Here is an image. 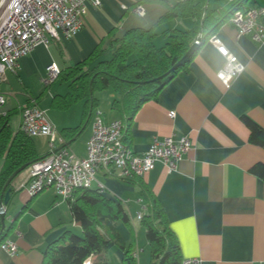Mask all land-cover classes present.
Returning <instances> with one entry per match:
<instances>
[{
	"label": "crops",
	"instance_id": "obj_1",
	"mask_svg": "<svg viewBox=\"0 0 264 264\" xmlns=\"http://www.w3.org/2000/svg\"><path fill=\"white\" fill-rule=\"evenodd\" d=\"M175 1L101 0L97 6L86 2L82 26L73 36L60 35L59 39L48 36L46 44L38 43L19 57L14 71L6 70L0 83L5 97L0 114L12 112L19 116L24 105L37 104L46 111L61 137L55 148L68 150L89 124L84 147L80 149L77 145L73 151L84 156L94 111L100 110L105 120L119 118L118 112L111 108L115 93L110 88L100 89L106 92L109 101L107 112L100 108L99 97L95 95L98 104L85 118L82 100L67 106L52 104L53 96L63 95L68 87L64 92L49 91L54 81H66L57 78L44 84L47 66L55 62L60 70H65L97 49H106L103 55L109 53L110 39L134 26H154L153 41L160 46L164 30L192 26L194 17L189 14L160 20ZM231 4L232 0H219V11H225ZM137 5L144 8L141 16L133 11ZM245 5L264 6V0H246ZM219 15L218 10L214 12L215 17ZM261 21L264 30V17ZM202 23L203 18L201 30ZM213 33L244 64L243 71L228 86L224 85L216 75L224 58L205 40L186 68L162 86L155 99L145 101L137 109L129 124L128 140L134 151L142 153L154 137L184 134L190 139V149L175 167L169 168L157 160L139 178L162 205L183 259L197 257L201 264H258L264 261V178L250 168L264 163V147L249 141V130L241 116L250 117L264 128V39L254 40L250 32L238 35L226 17ZM47 90L49 101L40 103ZM77 126L78 131L72 137L61 132ZM38 144L39 140L34 142L38 155H46L49 150L38 152ZM26 176L27 172L18 186L12 184V196L3 205L6 214L7 205L15 197L5 238L13 240L17 249L10 253L0 248V264H41L43 252L52 240L66 229L80 230L72 219L67 200L53 187L32 196L20 188ZM96 179L103 185L102 193L119 200L127 212L128 221L118 223L117 228L136 264H148L150 249L145 229L136 216L138 211H145L138 182L100 171ZM96 184L93 182L92 186ZM104 255L106 264H121L123 251L113 246Z\"/></svg>",
	"mask_w": 264,
	"mask_h": 264
},
{
	"label": "trees",
	"instance_id": "obj_2",
	"mask_svg": "<svg viewBox=\"0 0 264 264\" xmlns=\"http://www.w3.org/2000/svg\"><path fill=\"white\" fill-rule=\"evenodd\" d=\"M205 2L206 0H176L170 5L160 20L183 14L193 16L194 20L188 29L164 30V43L160 46H156L153 41L154 26H134L125 30L121 36L110 39L109 58H102L106 49L100 48L86 59L65 70H59L57 78L66 81L68 90L61 96L54 95L52 104L67 106L76 100H82L83 112L85 118H88L89 112L98 104L95 91L112 89L115 97L111 101V108L118 112L124 124L123 139L129 144V124L142 103L155 99L161 87L178 71L186 68L199 46L225 17L228 18L237 7L246 6V0H241L221 12L219 0H207L204 7ZM217 10L220 15L215 17L214 12ZM202 18L198 47L182 64L172 68L195 41ZM11 114L12 112L0 114V194L11 172L21 164L31 163L39 157L32 136L21 131L19 127L15 132L11 130ZM241 120L249 130V141L264 147V128L246 115H242ZM79 126L67 128V131L64 128L61 132L67 137H72ZM250 169L264 178V163H256ZM139 178L141 176L125 179L138 182L139 195L145 207L140 223L144 226L150 249L148 264H182L179 245L168 226L163 207L150 188ZM8 186H11L13 192L12 183ZM66 200L72 219L80 226V232L64 230L47 245L41 264H106L104 252L113 246L123 251L121 264H136L117 228L119 221H128L127 212L119 200L104 195L94 187L77 189ZM3 238L4 231L0 234V240Z\"/></svg>",
	"mask_w": 264,
	"mask_h": 264
},
{
	"label": "built area",
	"instance_id": "obj_3",
	"mask_svg": "<svg viewBox=\"0 0 264 264\" xmlns=\"http://www.w3.org/2000/svg\"><path fill=\"white\" fill-rule=\"evenodd\" d=\"M86 2L99 5L101 0H0V83L6 70L14 71L18 59L28 53L36 44L47 43L48 36L69 38L82 26V15ZM241 0H232V3ZM133 11L144 14V8L137 5ZM264 6L237 7L228 16V22L238 35L250 32L254 40L264 39L261 19ZM208 40L224 58L222 67L216 72L221 82L228 86L231 80L244 69V64L212 33ZM199 41V40H198ZM48 76L44 84L53 82L59 67L55 62L47 66ZM5 103L0 91V107ZM170 116L173 112H169ZM19 129L29 136L45 135L49 152L28 165L25 181L20 185L29 196L53 187L65 200L77 189L92 187L93 182L100 192L103 185L96 179L98 171L109 176L127 178L142 176L154 167L157 160L169 168L176 166L182 155L190 149L187 135L170 134L159 139L154 137L147 149L138 153L124 141V124L120 118L105 120L100 110H95L91 122V134L86 142V153L78 156L65 147L55 149L61 140L46 111L35 103L24 105L19 113ZM142 211L137 212L140 219ZM0 248L14 253L16 243L9 238L0 240ZM88 264V262H85ZM182 264H201L197 257L184 258ZM264 264V261L258 263Z\"/></svg>",
	"mask_w": 264,
	"mask_h": 264
},
{
	"label": "rangeland",
	"instance_id": "obj_4",
	"mask_svg": "<svg viewBox=\"0 0 264 264\" xmlns=\"http://www.w3.org/2000/svg\"><path fill=\"white\" fill-rule=\"evenodd\" d=\"M163 41H162V44H163ZM109 57H110L109 53H105L102 56V58H109ZM66 89H67V84L65 82H62V81H54L53 84H51L49 86V91H52V92L53 91L54 92H64ZM49 91L47 90L46 93L41 96L40 103L41 102L46 103L47 101H49ZM95 95L97 97H99L100 108L102 110H104L105 112H107V108L109 107V101L107 100L106 92H104V90H97V91H95ZM72 108H74V105ZM71 110H73V109H71ZM69 114H70V116H73L72 115L73 111H70ZM18 121H19L18 113H13L10 115L9 124H10L11 130L13 132H15L18 129ZM88 132H89V124L86 125L85 128H82L79 136L68 146V148L71 151H74L75 149H77L78 146L80 147V149H82V147H84V144H85L84 140H85V137H86ZM33 139H34V142L36 141V143H37V140H39L40 144H38V146H37L38 152L44 153V152L49 150L47 136H45V135H34ZM57 143H58V141H57ZM1 163H2V157H0V166H1ZM26 172H28V166H26L24 169H22L12 179V181H11L12 184H14L15 186H18L20 181L25 177ZM14 199H15V197H13L12 201L7 205V212H6L5 217H4L6 225H9L10 220H11V216H12V212H13V208H14L12 203H14ZM121 222H123V221H119L118 223H121ZM72 232L79 233L80 230L79 231L72 230Z\"/></svg>",
	"mask_w": 264,
	"mask_h": 264
},
{
	"label": "water",
	"instance_id": "obj_5",
	"mask_svg": "<svg viewBox=\"0 0 264 264\" xmlns=\"http://www.w3.org/2000/svg\"><path fill=\"white\" fill-rule=\"evenodd\" d=\"M201 28L199 30V33L197 34V37L195 41L189 46V48L184 52V54L175 62L172 68L182 64L192 53L193 51L198 47L200 35H201ZM89 92L91 94V89H89ZM59 148V147H57ZM55 148V149H57ZM45 155L39 156L38 158L44 157ZM30 163H23L20 166H18L11 174L7 177L5 180L3 187H2V192L0 194V234L4 231H6V223H5V210L3 208V205L7 204L12 196L11 192V186H8L12 179L26 166H28Z\"/></svg>",
	"mask_w": 264,
	"mask_h": 264
}]
</instances>
